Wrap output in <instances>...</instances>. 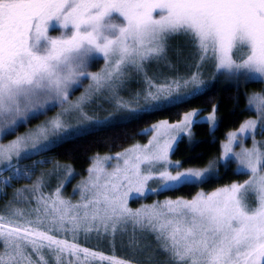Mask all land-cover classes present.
I'll return each instance as SVG.
<instances>
[{"label": "snow or ice", "instance_id": "snow-or-ice-1", "mask_svg": "<svg viewBox=\"0 0 264 264\" xmlns=\"http://www.w3.org/2000/svg\"><path fill=\"white\" fill-rule=\"evenodd\" d=\"M54 29L61 34L51 35ZM176 37L192 50L196 71L157 82L147 68L161 62L172 67L168 52ZM97 59L104 67L90 72ZM209 62L217 75L264 83V0H0V137L47 110L62 109L34 132L0 143V166L26 175L17 165L55 143L48 141L50 132L63 133V140L83 127L73 128L65 113L98 123L83 106L94 97L116 95L130 73L146 84L145 107L122 101L115 107L131 115L183 102L205 86L200 69ZM85 80L91 81L85 94L71 102L70 93ZM186 88L192 91H182ZM247 103L260 119L229 133L211 167L182 170L170 159L179 134L191 135L198 115L192 111L180 123L153 125L157 135L146 145L96 160L87 179L73 189L79 197L75 202L63 195L74 178L71 169L51 192L43 180L19 192L15 204L24 207L9 205L0 214V264H78L81 256L136 264L81 246V237L93 235L113 248L125 236L130 248H138L149 235L163 257L153 264H264V145L255 140L258 125L264 129V95L252 94ZM206 120L216 128L215 109ZM245 140L252 141L251 148ZM110 161L115 162L109 168ZM217 164L225 170L235 164L234 174L249 179L191 199L129 206L130 199L147 192L199 187L219 175ZM149 181L159 187H148Z\"/></svg>", "mask_w": 264, "mask_h": 264}, {"label": "trees", "instance_id": "trees-1", "mask_svg": "<svg viewBox=\"0 0 264 264\" xmlns=\"http://www.w3.org/2000/svg\"><path fill=\"white\" fill-rule=\"evenodd\" d=\"M263 87L264 84L258 82H249L237 86L215 83L205 91L185 99L183 102L142 113L110 126L71 137L44 152L28 157L18 165L26 172V175H13L14 170H5L0 173V214L6 213L9 207L6 202L13 197V194L17 196L24 186L32 184L54 164L60 163L63 166L73 168L78 174H84L91 164L93 156L117 152L137 140L145 141L146 134L143 133V130L151 124L161 119L174 122L179 120L185 112L193 109H200L202 114L210 113L215 109L218 125L214 130H211L207 122H196L193 126V137L181 139L172 154V158L179 162L183 169L205 167L219 156L222 141L225 140L227 133L239 128L245 119L254 115V112L247 108V94L252 91H260ZM218 171V176L199 187L168 190L161 193L159 198H191L199 190L208 192L219 186L240 181L246 176L234 174V164H231L228 170L220 167ZM9 177L12 178L9 179ZM70 184L71 182L68 184L69 187ZM152 199V195L137 198L132 200L130 206L137 208L139 204L149 203ZM101 241H106L110 249L94 246L96 242ZM79 243L83 247L102 252L105 255L134 259L136 264H147V259L144 257H151L150 253H141V245L138 248H130L128 245H124L122 250L123 240H116L114 248L105 239L92 240L85 244L79 240ZM78 264H107V262L92 259L85 261L81 256Z\"/></svg>", "mask_w": 264, "mask_h": 264}, {"label": "rangeland", "instance_id": "rangeland-1", "mask_svg": "<svg viewBox=\"0 0 264 264\" xmlns=\"http://www.w3.org/2000/svg\"><path fill=\"white\" fill-rule=\"evenodd\" d=\"M50 34L54 35V36H58L61 34V32L58 29H54V30L50 31ZM171 43H172V48L169 49L168 58L171 61L172 67L171 68L167 67L165 65V63L161 62V63H152L147 68L148 75L154 76L157 79V82H159V80L164 78V77H176V76L186 77L189 74H191L192 72L196 71V68H195L196 58L193 55V52L190 49V47H188L185 44L184 39L182 37H176V38H173ZM175 49H179V52H177ZM103 67H104L103 60L97 59L95 62H93L90 65L88 70L90 72L95 73V72L101 71V69ZM200 72L202 74V79L204 81L205 86L201 87L198 91L194 92V94L186 96L184 98V100L191 98V97L205 91L207 88L213 86V84H215V83L219 84V85H234V86L245 85L246 83H248L243 78H231L227 75H217L210 62L202 65ZM90 83H91V81L85 80L83 82V87L75 88L70 93L69 100L71 102H76L79 97H81L82 95L85 94V89L88 88V85ZM145 87H146V84L144 83V80H143L141 75L136 74V73H130L128 79L125 81L124 86H122L118 90V93L116 95L108 94V95H104L102 97H94V99H95L94 103L89 102L83 106V111L85 113H87L88 116L91 117L92 120L98 121V123H91L89 120H82L78 116V114L75 112L65 113V119L72 125L73 128H77L80 125H83V127H79V130H77L74 135H68V136L64 137L63 140L60 139V137L64 135L63 133H51L50 132L48 135V141H55V143L51 144L50 147H48L46 149L42 148L41 151H39V152L32 151L30 153L29 157L35 156L41 152H44L47 149H50L51 147L55 146L56 144H58L62 141H65L71 137L78 136L80 134L86 133V132L91 131V130H98L102 127L110 126L116 122H121V121L130 119L134 116H138L142 113H147V112L159 109V108H149L146 112H139V113L131 114V115L124 113V112H121V111H118L116 109L115 105L117 104L118 101H122L126 104H131L134 107L144 108L145 107V101L143 99V91H144ZM182 91L191 92L192 89L186 88V89H182ZM252 94L264 95V87L260 91L249 92L247 94V98L249 96H251ZM137 101H138V103H137ZM176 103H179V101H177ZM170 105H173V104H170ZM170 105L161 106L160 108L167 107ZM247 108L249 109L248 103H247ZM61 111H62L61 107L56 106L52 110H47L46 114L40 115L38 118H30L26 122V125L18 126L17 130L14 134H7L6 136L0 137V143L8 144L12 140H14L17 136H24L30 132H34L39 126L44 125L47 121L56 117L57 114L60 113ZM192 111H196L198 113V115L193 118L194 123L190 126L191 135L188 136V135H184V134H179L178 141H177L176 145H174V150H175L176 146L178 145V143L181 139H183V138L191 139L193 137V126H194V124L196 122H207L206 118L209 117L210 115H212L213 111L210 113H206V114L203 113L202 114V111L200 109H193L191 111L185 112L179 120H176L174 122H171V121L166 120V119L158 120L146 128L147 130H149L147 134L145 133L146 129L143 130V133L146 134V140L145 141L137 140V141L133 142L132 144H130L129 146H127V147H125V148H123L117 152H114V153L97 154V155L92 157V161H91V164L88 166V169L93 166V163L96 160H103V158L109 157V156L115 157L118 153H121L124 150L133 147L134 145H146L148 143V141L153 138V136L157 135V133L155 131H152L153 125H159L164 121H167L168 124L180 123L183 119V116L186 113H189ZM109 114H112L114 118L105 119L106 117L109 116ZM215 116H216L217 125H218V117L216 115V112H215ZM259 119H260V117L256 113H254L253 116L245 119L242 123H244L245 121H248V120H257L258 121ZM210 129L214 130L211 126H210ZM238 129L239 128L231 130L227 133L225 140L222 141L221 152H220L219 156H217L211 163H209L207 166L202 167V168H187V169L203 170L205 168L211 167L212 164L215 163L216 161H218V158L222 156V153H223V147L222 146L227 143L228 134L231 132L238 131ZM255 140L258 143H260L261 145H264V129H261L259 127V125L257 127V133L255 135ZM41 143L42 144L46 143V141H41ZM244 146L251 148L252 147V141L251 140H245ZM233 150L239 151V147L234 146ZM173 152L170 155V159L173 162V164H176L177 161L173 160V158H172ZM24 159H26V158H23L20 161V163ZM114 162L115 161L109 162V168L111 167V164ZM235 167L236 166L234 164V169H235ZM219 168L220 167L217 164V170H219ZM65 169H71L74 178L71 180L70 187L68 186L69 183H67L65 185V187L63 189V195L65 196V198L71 199L75 202L76 200L79 199V197H78V195H76L73 192V189L76 188L79 184H81V182L83 180L87 179V176H88L87 169H86V173L78 174L75 170H73V168L63 166L60 163L54 164L53 167H51L45 173L41 174L40 177L37 180H35L32 184L24 186L21 189V192L24 191V189L31 187L32 185L36 184L37 182H39L41 180H43L45 183V186H46L45 191L51 192L52 190H54L56 188V186L58 184V180L64 177ZM187 169L182 168V170H187ZM5 170H8V169L4 168V166H0V173H2ZM247 179H249V177L246 175L244 179H242L240 181H234L232 183H243ZM232 183L227 184V185H223V186H219L217 188L225 187V186L231 185ZM148 187L158 188L159 182L158 181H149ZM217 188H215L211 191H214ZM165 191H168V190L159 191V192H147L145 195L138 197V198H141V197H146L148 195H152L153 199L149 203L139 204L137 208H141L145 205L155 204L157 201L163 202L165 200H169L170 198H168V197L161 198V199L159 198V195ZM211 191H208V192H211ZM69 192H70V194H69ZM198 192H205V191L199 190ZM73 196L75 199L72 198ZM15 197L16 196L13 194V197L10 198L11 200L9 199L6 202V205L7 206L8 205H14L16 207H24V205H22V204H15ZM179 198L191 199L192 197L191 198L179 197ZM175 199H178V198H175ZM175 199H172V200H175ZM131 202H132V199L129 200V206H130ZM249 203L250 204L254 203V201H252L250 199ZM133 209H136V208H133ZM6 213H7V211H6ZM79 240H81V242L85 244V243L91 242L92 240L96 241L98 239H96L95 236L93 235L91 237V239H89V240L88 239L85 240L82 237ZM117 240H123V244L121 246L122 250L124 249V245H128V243H127L128 237L127 236H125L123 238H117ZM139 245H141V253H148V254L150 253V255H151V257H149V258L144 257L145 255L143 256L144 259H147V264H153L154 260H163V257L156 250L155 241L153 240V238L151 236H149V235L143 236L139 241ZM94 246L95 247L100 246V247L105 248V249L106 248L110 249L109 245L106 243V241L96 242Z\"/></svg>", "mask_w": 264, "mask_h": 264}]
</instances>
